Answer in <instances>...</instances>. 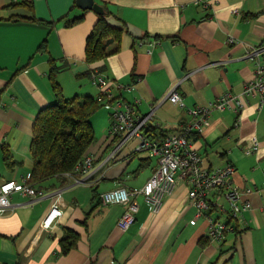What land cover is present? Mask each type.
Returning <instances> with one entry per match:
<instances>
[{"label": "crops", "instance_id": "crops-1", "mask_svg": "<svg viewBox=\"0 0 264 264\" xmlns=\"http://www.w3.org/2000/svg\"><path fill=\"white\" fill-rule=\"evenodd\" d=\"M96 1L107 16L127 26L121 40L108 47L118 51L94 70L112 82L115 99L136 105L140 114L154 113L151 125L166 130L158 129L159 137L179 132L191 119V108L241 93L256 68L246 54L264 49V0ZM99 15L77 0H0V185L23 180L33 170L34 122L56 101L53 65L61 67L56 78L65 97L100 96L85 60ZM76 16L83 18L66 26ZM172 87L182 104L166 98ZM244 101L239 112L212 107L203 133L192 136L203 167L231 162L236 184L257 190L238 231L211 240L208 222L196 216L181 180L159 213L139 196L135 221L120 229L125 206L107 204L101 194L120 186L141 188L158 157L136 152L137 137L112 136L113 107L105 104L108 110L98 114L99 133L96 113L91 118L96 142L89 149L95 156L90 177L49 179L43 183L46 195L38 199L11 196L9 211L0 216V264H264V103L260 107L258 96ZM254 139L259 148L247 154ZM57 189H62L63 214L45 227ZM65 228L78 232L79 240L62 254Z\"/></svg>", "mask_w": 264, "mask_h": 264}, {"label": "built area", "instance_id": "built-area-1", "mask_svg": "<svg viewBox=\"0 0 264 264\" xmlns=\"http://www.w3.org/2000/svg\"><path fill=\"white\" fill-rule=\"evenodd\" d=\"M232 41V39H231ZM246 58L254 60L256 68L251 80L245 85L239 94L225 93L210 106H196L190 109L191 119L181 125L179 132L169 134L161 140H151L145 135V131L153 124L154 113L140 114L136 105L123 103L114 98L112 82H109L103 74L94 70L93 82L101 89L98 97L100 101L111 104L112 123L109 133L112 136L126 132V139L137 137L136 152L147 151L150 156L158 157V165L152 175L141 188L117 187L101 194V199L107 204H121L125 206L118 226L127 230L136 219L139 209L138 197L142 196L150 206L151 212L159 213L166 198L177 188L178 180L185 183L193 206L196 208V216H204L208 222V235L211 240H222L229 232L240 229L239 219L242 214L252 209L250 194L256 189L252 187H240L234 181L236 167L227 162L217 168H205L202 166L201 155L192 144V136L203 133L210 119L211 108L224 111L232 109L240 111L245 106V97L258 96L260 107L264 103V49L255 47L251 49ZM166 98L176 104H182V97L176 87H172ZM258 142L254 139L246 146L245 152L252 153L258 150ZM95 156L87 153L76 167V181L90 177L94 169ZM81 180V181H80ZM264 185V182H263ZM19 193L22 197L32 199L42 198L47 191L38 188L31 182V174L23 177V180L10 179L0 185V216L6 214L11 207V196ZM54 200L51 209L43 220L45 227H51L63 214L61 208L62 189L53 192ZM264 209V204H262ZM236 222V224H235Z\"/></svg>", "mask_w": 264, "mask_h": 264}, {"label": "trees", "instance_id": "trees-1", "mask_svg": "<svg viewBox=\"0 0 264 264\" xmlns=\"http://www.w3.org/2000/svg\"><path fill=\"white\" fill-rule=\"evenodd\" d=\"M105 16L99 15L96 25L87 38L85 60L93 70L101 60L118 51V49L109 51L108 47L114 41H120L123 30L126 29V24L122 28L110 26ZM82 18L76 16L68 20L66 26H73ZM60 69L61 67L53 65L50 73L56 101L40 110L33 126L31 182L38 188H44L43 183L54 177L76 175V167L96 142L91 118L108 103L91 96L65 97L56 78ZM158 129L166 131L150 125L145 135L151 140H161L169 135L159 137ZM78 240V232L65 228L61 239V253L67 254L76 246Z\"/></svg>", "mask_w": 264, "mask_h": 264}, {"label": "water", "instance_id": "water-1", "mask_svg": "<svg viewBox=\"0 0 264 264\" xmlns=\"http://www.w3.org/2000/svg\"><path fill=\"white\" fill-rule=\"evenodd\" d=\"M77 3L83 9L92 8L93 10L98 12L99 14L106 15L105 18H106L108 24H110V26H112V27L122 28V26L124 25L123 23L118 24V22L113 17L107 16V13L105 12L104 7L102 5H100L96 0H77ZM126 26H127V24H126ZM135 29H136L135 27H133L132 25H129L130 32L134 35H139L138 30H135Z\"/></svg>", "mask_w": 264, "mask_h": 264}, {"label": "rangeland", "instance_id": "rangeland-1", "mask_svg": "<svg viewBox=\"0 0 264 264\" xmlns=\"http://www.w3.org/2000/svg\"><path fill=\"white\" fill-rule=\"evenodd\" d=\"M107 111L108 109H106V107H101L97 112H96V114H95V123H94V126H95V130H96V132L97 133H99V127L101 126V124L102 123H100L99 121H100V118H99V120H98V114H101L100 112H102V114L104 113V111ZM146 153H148L147 151H144V152H142V154H146ZM149 154V153H148ZM144 174L142 173L141 175H140V177H142Z\"/></svg>", "mask_w": 264, "mask_h": 264}]
</instances>
